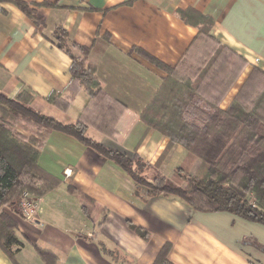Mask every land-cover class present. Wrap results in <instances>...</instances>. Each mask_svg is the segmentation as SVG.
Wrapping results in <instances>:
<instances>
[{
  "label": "crops",
  "instance_id": "crops-1",
  "mask_svg": "<svg viewBox=\"0 0 264 264\" xmlns=\"http://www.w3.org/2000/svg\"><path fill=\"white\" fill-rule=\"evenodd\" d=\"M21 1L43 25L0 1V94L13 98L27 88L30 108L65 123L76 121L88 106L83 90L65 114L46 102L70 82L71 60L52 43L61 26L70 42L90 48L88 61L112 100L102 125L88 127L85 135L129 159L137 155L147 165L142 175L148 181L158 175L171 179L185 157L180 145L166 153L168 139L146 130L139 119L166 76L151 59L175 66L197 34L179 11L209 17L211 35L248 62L218 106L230 104L251 66L264 71V0ZM38 164L60 184L36 197L35 223L8 205L0 209L15 219L22 244L12 256L0 247V264H44L34 245L51 249L58 264H152L165 244L172 264H264L263 225L227 212L194 211L173 196H148L123 169L70 136L48 133ZM130 224L148 238L131 231Z\"/></svg>",
  "mask_w": 264,
  "mask_h": 264
},
{
  "label": "trees",
  "instance_id": "trees-1",
  "mask_svg": "<svg viewBox=\"0 0 264 264\" xmlns=\"http://www.w3.org/2000/svg\"><path fill=\"white\" fill-rule=\"evenodd\" d=\"M0 1L12 3L37 27L43 25L25 2ZM178 16L193 25L197 34L175 66L151 59L166 76L139 113L146 130L153 129L168 139L166 153L174 145L184 149V160L172 176L174 182L162 175L148 181L142 175L147 165L137 155L129 159L85 135L88 127L102 125L112 100L88 61L90 48L70 42L58 26L52 43L71 60L70 82L62 92L49 94L46 102L65 114L77 91L83 90L88 106L76 121L65 123L30 108L32 94L27 88L13 98L0 94V209L8 205L17 213L14 202L24 192L41 197L58 187L60 180L38 164L48 133L55 131L115 163L137 186L146 188L148 196H173L194 211L227 212L264 226V71L251 66L235 97L221 108L220 99L248 62L211 35L209 17L191 10L179 11ZM68 191L83 198L69 187ZM129 228L144 240L148 238L142 228L131 224ZM16 232L13 216L0 211V247L9 256L22 246ZM34 247L44 264H58L51 249ZM168 251L165 244L152 264H172Z\"/></svg>",
  "mask_w": 264,
  "mask_h": 264
},
{
  "label": "built area",
  "instance_id": "built-area-1",
  "mask_svg": "<svg viewBox=\"0 0 264 264\" xmlns=\"http://www.w3.org/2000/svg\"><path fill=\"white\" fill-rule=\"evenodd\" d=\"M38 200L36 197L24 192L17 202V215L28 222L35 223L37 221Z\"/></svg>",
  "mask_w": 264,
  "mask_h": 264
},
{
  "label": "rangeland",
  "instance_id": "rangeland-1",
  "mask_svg": "<svg viewBox=\"0 0 264 264\" xmlns=\"http://www.w3.org/2000/svg\"><path fill=\"white\" fill-rule=\"evenodd\" d=\"M169 180H172V182H174V180L172 178L169 179ZM17 202H18V200L16 202H14V205H15L16 210H17Z\"/></svg>",
  "mask_w": 264,
  "mask_h": 264
}]
</instances>
